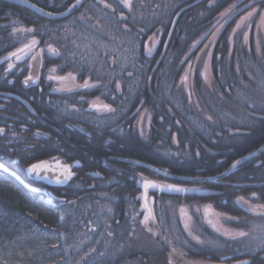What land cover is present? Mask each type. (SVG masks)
I'll use <instances>...</instances> for the list:
<instances>
[{"label":"trees","instance_id":"obj_1","mask_svg":"<svg viewBox=\"0 0 264 264\" xmlns=\"http://www.w3.org/2000/svg\"><path fill=\"white\" fill-rule=\"evenodd\" d=\"M29 1L46 8L45 0ZM237 2L264 9V0H137L134 6L140 11L139 24H125V20L110 24L113 39L94 26L82 47L74 51L57 42L62 47L60 54L74 52L88 57L79 59L77 68L136 72L133 92H127V76L121 78L123 94H128L122 111L131 120L117 124L108 116L103 124H96L98 119L91 116V123L68 127L59 121L49 123L51 116L35 105V97L29 104L20 93L8 92L12 89L3 79L1 64L5 53L19 44L21 36L13 32L15 26L34 28L42 42L54 25L63 23L0 0V93L8 94H0V264H180L168 252L171 245L165 227L171 220H178L174 231L180 236L171 234L173 245L187 260L264 264V247L244 245V238L226 239L206 227L199 233L202 239L190 240L180 226L179 215L171 216L185 201H211L223 213L248 215L237 198L252 196L264 203V150L242 161L219 181L185 182L215 188L217 194L147 189L152 216L146 221L140 209L143 178L170 180L141 163L178 175H210L264 143V93L253 89L254 81L241 65L243 53L251 54L257 63L264 56L258 58L253 50L235 41L229 49L233 24H225L214 42L210 55L212 83L207 93L198 69L192 75L194 89L187 93L177 87L183 65L195 53L193 43L203 34L207 37L214 18ZM54 5L46 9L57 11L56 6H66L63 1ZM152 30H159L160 38L147 55L142 39ZM45 57L39 53L33 57V65L14 68L20 70L15 77L17 81L22 77L23 87H35L41 68L57 63L72 67V58L59 61L61 56ZM37 59L39 67L34 69ZM106 78L107 89L111 82L114 88L117 76L108 73ZM237 88L252 99V107H246L240 96L235 97ZM139 100L151 113L146 137L139 135L133 120L136 114L132 109ZM218 106L232 116H220L214 110ZM54 117L61 118L58 114ZM54 156L74 166L64 183L30 176L32 163Z\"/></svg>","mask_w":264,"mask_h":264},{"label":"flooded vegetation","instance_id":"obj_2","mask_svg":"<svg viewBox=\"0 0 264 264\" xmlns=\"http://www.w3.org/2000/svg\"><path fill=\"white\" fill-rule=\"evenodd\" d=\"M65 2L66 6H56L57 11H52V12H58L63 9H65L69 4H71L74 0H72L70 3L67 0H61ZM60 0H45V7L50 9L51 5L56 4L57 2H61ZM135 1L137 0H129L130 7L126 6L124 0H85L77 9H75L72 13L67 15L64 18L61 19H56L59 20V22L63 24H56L52 27L50 31H48V35H46L45 40L42 42L40 41L39 37L34 33V28L32 27H25L22 25H19L21 27V32H17L16 26L13 29V32L19 33L20 35L23 34V39L18 46L12 49L11 51H8L5 53V55H8V59L4 61V63H1L4 65V68H2L3 71V79L6 81L8 84V87L10 86L12 90H9L8 92L12 91L11 93L18 92L20 93L21 97L27 102L31 103L35 98V105L39 108H44L46 109L47 115H50L51 117L47 118V121L49 123H54L55 121L63 122L65 125L70 127V125L75 124V123H91V116H95L94 118L98 119L95 123L97 124H103L105 120L108 119V116L110 119H113L112 122H115L117 124L127 122L128 120H131L130 117H126L123 115V106L126 98L128 97V94L124 96L123 94V89L124 85L122 84L123 77L122 76H127L128 79V84H126V89L128 90L127 92H133L134 91V80H136L134 71L130 72L131 70L127 71L126 73L123 72L122 69H116L114 71H106L101 70L98 68H88V69H80L77 68L81 62L79 59L81 58H88L85 56V54L82 53H62L60 54V50L62 49L60 44L63 47H69L68 50L69 52L71 50L74 51L78 46L82 47V44L85 42L87 37L89 36L90 30L94 27L97 26L103 33L105 32L108 38L113 39L114 35H112V31L114 27L109 28L110 24H117L121 23L125 20V24H139L137 19H139L140 16V11L136 9L137 7L134 6ZM10 3L17 4L14 2L9 1ZM31 2V1H30ZM33 3V2H32ZM35 4V3H34ZM133 4V5H132ZM250 4V3H249ZM20 5V4H17ZM136 5H138L136 3ZM234 5L239 6V2L235 3ZM248 4H245L243 8L247 7ZM39 6V5H37ZM55 6V5H54ZM241 6V5H240ZM43 9H46L42 6H39ZM47 10V9H46ZM51 11V10H49ZM43 17V16H42ZM45 18V17H44ZM55 20V19H54ZM65 23V24H64ZM150 24V23H148ZM10 27V26H9ZM31 29V31H29ZM117 29H115V32ZM46 33V32H45ZM44 35V34H43ZM151 35H155L156 41L153 45L152 48L149 47V40ZM36 37L39 39L37 42L38 45H36L34 48L32 47H27L25 50L24 56H17V52L15 51L18 49V47L25 45L29 42L32 37ZM145 37V38H144ZM160 38V32L159 30H152L150 33H148L147 37L146 35L143 36V41H144V48H145V53L147 55H150L152 51L154 50L155 45L158 42V39ZM34 39V38H33ZM35 40V39H34ZM56 40V41H55ZM36 41V40H35ZM56 42V44L54 43ZM59 43V45L57 44ZM55 50V51H52ZM12 53H15L16 55H12ZM39 53H42V58L43 55L45 54L47 58L49 57H55V56H61L59 58V61H64L66 57L72 58V62L69 63L71 68H66L65 66H62L60 63H57L53 66H49L47 68H41L39 75H38V82L35 85V87H29L25 88L21 85V79L22 77L19 78V80H16V77L18 75V71H14V68L18 66V64H23L24 66H31L33 65L32 59L33 57L39 56ZM4 55V56H5ZM19 57V59L17 58ZM47 60V59H46ZM87 60V59H86ZM87 62V61H86ZM88 62L87 64H89ZM63 64V63H62ZM91 64V63H90ZM89 64V65H90ZM11 65L12 67H9ZM44 65V62H43ZM54 70V71H53ZM14 71L13 74H11ZM108 73H114L117 76V80L115 79L114 82V88H113V83L111 82L110 86L107 89V74ZM16 74V77H15ZM25 76V74H24ZM50 77H63L65 79H55V78H50ZM104 78V79H103ZM122 78V80H121ZM73 79V81L71 80ZM71 81V82H70ZM106 81V82H105ZM102 83L100 85L99 83ZM61 83V84H60ZM90 85L89 87H85V84ZM96 87V88H95ZM114 89V90H113ZM45 94L43 95V92ZM115 91V93H114ZM35 97V98H34ZM141 101L139 100V103L135 105V107L132 109V114H136V117L133 118L134 123H136L137 114H139L140 110L142 108L141 106ZM82 103V105L78 103ZM95 105V107H94ZM104 105L109 106L112 111L105 110L103 108ZM147 109V108H146ZM86 110L87 112H84ZM148 112L150 113V110L147 109ZM55 114H58L61 118L57 119L54 117ZM114 114V115H112ZM43 115V114H42ZM112 115V116H110ZM106 118V119H105ZM149 123L147 130L145 134H142L138 127L135 124V127L139 133L140 136L146 137L148 136V131L150 124L152 122L151 119V113L149 117ZM105 119V120H104ZM175 138V136H173ZM260 147V146H259ZM257 149V148H256ZM255 149V150H256ZM254 151V150H253ZM250 151V152H253ZM248 152V153H250ZM246 153V154H248ZM243 154L240 157L246 155ZM238 157V158H240ZM237 158V159H238ZM235 159V160H237ZM234 160V161H235ZM246 160V159H245ZM42 161H47L46 164H40ZM233 161V162H234ZM244 161V160H242ZM241 161V162H242ZM59 162L60 166L64 168L65 165L71 166L70 170L72 171V168L74 167L72 164L64 161L63 159L59 158V156H54V157H49L46 159L38 160L34 163H32L29 168L34 165V164H40V165H49V167L56 168L53 166H50L52 163ZM231 162L229 166L233 163ZM239 162L238 164H240ZM237 164V165H238ZM151 165V164H150ZM236 165V166H237ZM228 166V167H229ZM234 166V167H236ZM227 167V168H228ZM233 167V168H234ZM227 168L222 170L221 172L215 173V174H210V175H201L197 177H209V176H215L223 171H225ZM232 168V169H233ZM65 169V168H64ZM161 169V168H159ZM163 170V169H161ZM66 171V170H65ZM166 171V170H163ZM169 172V171H166ZM171 173V172H169ZM30 176L36 180H40L41 178H35L34 177V172H29ZM173 174V173H172ZM178 175V174H177ZM192 176V175H191ZM226 175L220 178H216L212 181H219L222 178H224ZM165 177V176H164ZM170 180L168 181H157L161 184H178L180 186H183L186 189H189L185 192H180V193H186V192H194L197 193L196 190H210L214 192L211 195L217 194L218 190L212 189V188H203V187H197L193 185H187L185 182L182 180L174 179V178H169L165 177ZM143 179H148V178H143ZM142 179V180H143ZM43 180V179H41ZM67 179H64L59 182H55L57 184L64 183ZM172 180V181H171ZM45 181V180H44ZM212 181H187V182H212ZM142 182V181H141ZM184 182V183H183ZM141 185V184H140ZM154 190V189H153ZM199 194V193H197ZM211 195H200V196H211ZM224 201V199H222ZM142 201V200H141ZM237 201L239 202L240 205L244 206V209L248 211L246 206H253V207H259V204H264L261 202H257L256 200L253 199L252 196L249 197H239L237 198ZM203 204H209L212 209H214L217 212H220L221 214L225 215L228 219V223H225V226H229L231 228L239 229L242 232H244V235H240L239 237H232V236H226L222 235L221 233H218L214 231L210 225L206 224L205 222H202L200 212H199V207H202ZM180 209L185 208L186 211L182 212L180 211V216L185 217L190 216V223L191 230L194 229V233L192 232L193 235L190 234V232H185V230L182 227V224L180 226L182 227L185 237L189 238L190 240H200L202 237L199 235L201 229L209 228L210 231L215 232V234L222 236L226 239H235V238H244L245 243L244 245H248L246 242L248 237L247 235L249 234L248 232H252V230H249L250 227L247 228V225H249L250 222H252L255 218H258V216L254 215L250 211H248V215H229L226 213H223L216 209L211 201H185L181 203L179 206ZM176 207V208H177ZM191 207V210L194 212L191 213L189 212ZM196 207V208H195ZM145 206L143 207L141 205L140 209L143 211V215L145 217L150 218L152 214L147 213L144 210ZM148 210V208H146ZM252 214V216L250 215ZM260 214V213H259ZM250 215V216H249ZM258 215V214H257ZM179 216V217H180ZM172 224L177 226L178 220H171ZM181 221V220H180ZM183 222V221H182ZM169 224V223H168ZM168 224L166 226H168ZM205 228V229H206ZM249 230V231H248ZM181 233H183L181 231ZM248 233V234H247ZM175 235V238H179L180 236L178 235L177 231L175 234V231L173 233ZM183 235V234H182ZM172 238V237H171ZM173 240V238H172ZM169 247V246H168ZM263 247H260L262 249ZM168 252H170V256L175 257L172 252L173 250L169 247Z\"/></svg>","mask_w":264,"mask_h":264},{"label":"rangeland","instance_id":"obj_3","mask_svg":"<svg viewBox=\"0 0 264 264\" xmlns=\"http://www.w3.org/2000/svg\"><path fill=\"white\" fill-rule=\"evenodd\" d=\"M235 3L230 4L228 7L223 9L215 18L213 21V25L211 26V29L206 35L203 34L201 37H199L192 45L191 49L194 50L195 53L191 55L186 62L185 65H183V70L181 72L180 78L177 83V87L179 88V91L187 92L189 93V89L193 88V73L194 70L198 69V72L201 74L200 76L203 79V82L205 83V87H203V91L206 94L207 92L206 89L211 87L212 83V74H211V69H210V55L211 51L214 45V42L216 40V37L218 36L219 32L221 29L224 27L225 24H233L231 28V31L229 33V49L233 46V43H240L241 46H244L248 50H253L255 55L259 58L264 56L263 54V47H264V9L260 8L258 5H248L247 7L243 8L241 6L234 5ZM249 4V3H248ZM233 20L231 23L230 21ZM21 27L19 25L16 26L17 32H21ZM21 38H19V43L23 39V34L20 35ZM235 36H238V40L235 39ZM205 38V39H204ZM36 39V38H34ZM33 38L29 40V42L35 41ZM203 39V40H202ZM200 40H202L200 42ZM156 41L155 35H151L150 40H149V47L152 48L154 43ZM37 42V40H36ZM102 45V44H101ZM23 46V45H22ZM20 46V47H22ZM18 47V49L20 48ZM103 48L105 49H110L105 45H102ZM17 49V50H18ZM16 50V51H17ZM196 50V51H195ZM15 51V53H16ZM25 50L23 51H17V56L21 57L24 56ZM244 58H241V65L243 67V70H245L246 75L254 81V90L256 91H263L264 93V60H260L259 63L257 61H254L250 58L251 54H246ZM235 58L236 61L238 60V53H235ZM8 59V55H5L3 57V60L1 61L4 63V61ZM263 59V58H262ZM73 81V79H71ZM71 82V81H70ZM61 84V83H60ZM194 89V88H193ZM178 90V89H177ZM239 88L234 90L235 97H239V100H243L245 102L246 107L250 108L253 106V102L251 98L246 97L245 95L243 96L242 91H238ZM256 97H254L255 99ZM232 101H235L239 103V100H234L232 97ZM257 101H261L260 99H256ZM241 102V101H240ZM214 110L218 112L220 116H230V111L227 109H221L218 107H215ZM232 116V115H231ZM137 119H136V126L140 130L142 134H145L148 123H149V117L150 113L146 108H142L137 114ZM47 161H42L40 164H46ZM35 164V165H40ZM44 166H49V165H41V167ZM50 166H53L56 168H59L63 171L65 169L60 166L59 162L52 163ZM67 172V171H65ZM146 201L148 205V210L146 207L144 210L147 213L153 212L152 208V199L146 195ZM141 205L144 207L143 202L141 201ZM196 208V207H195ZM248 211L253 213L254 215L258 216V218H255L252 222L247 225V228L250 227L249 230H252V232H248L247 234V243L251 244L253 247H264V204H259V207H253V206H246ZM180 211L184 212L186 211L185 208L180 209L177 207V210H174V213H171V216L175 217L176 215L180 216ZM189 212L193 213L194 211L190 210ZM199 214L201 216V221L205 222L206 224L210 225L211 228L218 232L221 233L222 235L226 236H232V237H239L238 233H244L239 229L231 228L229 226H225V223H228L229 221L227 220L228 218L221 214L220 212L215 211L210 207L209 204H203L202 207H199ZM260 213V214H259ZM258 214V215H257ZM180 224H182L183 229L185 232H190L191 235L192 232L194 233V229L191 230L192 225L190 223V216H185L179 218ZM183 221V222H182ZM166 228V235L169 241V244L171 245V248L176 250V254L172 253L175 255L176 261H179L180 264H211L210 262H205V261H191L187 260L185 256L180 254L179 252H182L181 250L178 249L177 246L173 245V241L171 238V234L174 233V228L175 225L172 223H169ZM248 230V231H249ZM138 238V235H134ZM134 237L133 239L137 241V238ZM183 253V252H182Z\"/></svg>","mask_w":264,"mask_h":264},{"label":"water","instance_id":"obj_4","mask_svg":"<svg viewBox=\"0 0 264 264\" xmlns=\"http://www.w3.org/2000/svg\"><path fill=\"white\" fill-rule=\"evenodd\" d=\"M11 1L23 6L28 7L29 9L33 10L34 12L38 13L39 15L48 18V19H61L72 13L75 9H77L85 0H80L79 3H77V0H74L71 4H69L65 9L58 11V12H52L46 9H43L36 4L30 2L29 0H7ZM200 1V0H196ZM36 40V39H35ZM36 42V41H35ZM38 43L36 42L33 44L32 42H28L27 44L23 45L20 47L17 51H20L21 49H26V46H30L31 48L35 47ZM16 51V52H17ZM39 67V60L37 59L36 61V66L35 68ZM1 95H8L4 93H0ZM264 150V143L258 147L256 150L253 152H250L237 160H235L225 171L222 173L215 175V176H209V177H197V176H186V175H177V174H172L166 171H163L153 165L147 164V163H141L144 167L156 172L159 175L169 177V178H174L182 181H212L216 178L223 177L226 175L234 166H236L239 162L242 160H245L247 158L253 157L259 152ZM65 176H67V172L59 169V168H52L49 166H44L38 168L36 172H34V177L35 178H41L49 183H55L59 182L65 179ZM145 184H148V187H145ZM153 185H156L155 187ZM141 188V200L146 208H148L147 201H146V195H147V189H156L162 192L166 193H180V192H185L189 189L184 188L183 186H180L178 184H161L157 181L151 180V179H143L140 185ZM176 189H180L177 191ZM199 195H211L214 192L210 190H196Z\"/></svg>","mask_w":264,"mask_h":264},{"label":"snow or ice","instance_id":"obj_5","mask_svg":"<svg viewBox=\"0 0 264 264\" xmlns=\"http://www.w3.org/2000/svg\"><path fill=\"white\" fill-rule=\"evenodd\" d=\"M79 2H80V0H77V3H79ZM124 2H125V4H126V6H129V7H130L129 0H124ZM29 31H31V29H29ZM32 43L35 44L36 42L33 41ZM26 47H28V46H26ZM20 51H23V49H21ZM52 51H55V50H52ZM12 55H16V54H15V53H12ZM17 58L19 59V57H17ZM9 67H12V66L9 65ZM53 71H54V70H53ZM50 78H55V79H65V78H63V77H50ZM29 79H30V77H29V78H26V80L24 81V83L27 84ZM84 86H85V87H89L90 85H88V84L86 83ZM94 107H95V105H94ZM103 108H104L105 110L112 111V109H110L109 106H107V105H104ZM0 132H3V129H0ZM40 167H41V165H35V164H34V165H32V166L28 169V171H29V172H36V171L38 170V168H40ZM64 168H65V170L67 171V176H65V179H67V178H69V177L72 175V172H71V170H70L71 166L65 165ZM153 186L155 187L156 185H153ZM145 187H148V184H145ZM176 190L179 191L180 189H176ZM147 219H148V217H145V220H146V221H147ZM238 235H244V233H238ZM245 264H247V262H245Z\"/></svg>","mask_w":264,"mask_h":264}]
</instances>
